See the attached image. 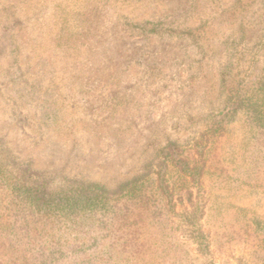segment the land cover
I'll return each mask as SVG.
<instances>
[{
    "label": "rangeland",
    "instance_id": "374dc122",
    "mask_svg": "<svg viewBox=\"0 0 264 264\" xmlns=\"http://www.w3.org/2000/svg\"><path fill=\"white\" fill-rule=\"evenodd\" d=\"M262 75L264 0H0L1 168L50 194L113 193L155 181L163 149L189 155L203 142L212 155L198 185L167 170L178 199L167 244L113 262L264 264V137L235 108ZM188 191L208 248L185 225ZM4 199L0 234L16 243ZM79 230L49 225L31 247L73 244Z\"/></svg>",
    "mask_w": 264,
    "mask_h": 264
},
{
    "label": "trees",
    "instance_id": "16d2710c",
    "mask_svg": "<svg viewBox=\"0 0 264 264\" xmlns=\"http://www.w3.org/2000/svg\"><path fill=\"white\" fill-rule=\"evenodd\" d=\"M251 89L236 98L235 108L248 115L252 128L264 137V75ZM211 155V148L203 142L189 155L176 152L175 147L170 146L160 152L161 167L155 181L146 175L144 181L134 179L113 193L104 186L92 184L50 194L41 185L4 173L0 165V195L7 203V215L3 216L10 222L11 231L18 232L16 243L0 234V253L7 251L8 256L7 263L3 264H114L113 259L120 254L133 255L135 259L142 256L153 246V240L158 245L167 244L160 238L168 227L166 217L171 214L178 217L175 213L177 189L168 182L167 170L174 164L181 174V185H198L206 172V156ZM154 183L158 194H152L149 189ZM188 195V207L179 199L184 205L185 225L192 228L196 238L208 248V237L201 224L202 207L193 201L192 191H188ZM65 221L86 225L88 230H79L84 238L77 237L72 241L78 242L70 244L69 239L59 237L58 243L47 248L31 247V241L40 237L47 226L61 227ZM120 240L123 243L116 245Z\"/></svg>",
    "mask_w": 264,
    "mask_h": 264
}]
</instances>
